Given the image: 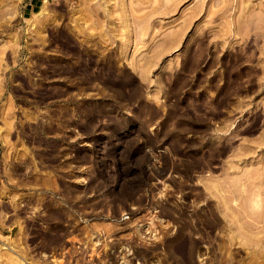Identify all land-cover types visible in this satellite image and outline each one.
<instances>
[{"label": "rangeland", "instance_id": "obj_1", "mask_svg": "<svg viewBox=\"0 0 264 264\" xmlns=\"http://www.w3.org/2000/svg\"><path fill=\"white\" fill-rule=\"evenodd\" d=\"M0 264H264V0H0Z\"/></svg>", "mask_w": 264, "mask_h": 264}]
</instances>
